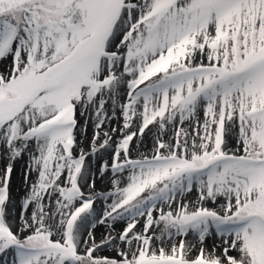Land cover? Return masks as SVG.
Listing matches in <instances>:
<instances>
[{
	"label": "snow or ice",
	"instance_id": "obj_1",
	"mask_svg": "<svg viewBox=\"0 0 264 264\" xmlns=\"http://www.w3.org/2000/svg\"><path fill=\"white\" fill-rule=\"evenodd\" d=\"M0 257L264 264V0H0Z\"/></svg>",
	"mask_w": 264,
	"mask_h": 264
},
{
	"label": "rangeland",
	"instance_id": "obj_2",
	"mask_svg": "<svg viewBox=\"0 0 264 264\" xmlns=\"http://www.w3.org/2000/svg\"><path fill=\"white\" fill-rule=\"evenodd\" d=\"M20 173H21V168H20V166L18 165V166L16 167V170H15L16 184H17V185L20 183ZM14 187H15V185H14ZM2 259H3V258L0 257V260H2ZM9 259H10V258H9Z\"/></svg>",
	"mask_w": 264,
	"mask_h": 264
}]
</instances>
